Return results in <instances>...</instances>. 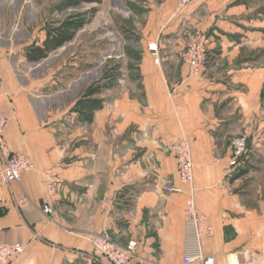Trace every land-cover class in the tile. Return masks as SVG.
Returning <instances> with one entry per match:
<instances>
[{"label": "crops", "instance_id": "0c3cea01", "mask_svg": "<svg viewBox=\"0 0 264 264\" xmlns=\"http://www.w3.org/2000/svg\"><path fill=\"white\" fill-rule=\"evenodd\" d=\"M3 1L4 134L34 164L19 183H4L0 166V240L25 245L13 264H111L89 242L94 232L135 240L145 261L133 264H184L186 195L167 191L181 187L170 150L179 140L190 146L196 209L214 229L203 253L219 264H264V0H198L183 9L179 0H147L135 79L101 95L90 124L70 112L77 99L58 102L66 86L44 82L47 72L39 78L31 69L39 62L26 61L46 27L18 24ZM198 32L209 39L206 64L202 77H190L181 55ZM239 135L247 149L230 166Z\"/></svg>", "mask_w": 264, "mask_h": 264}, {"label": "rangeland", "instance_id": "374dc122", "mask_svg": "<svg viewBox=\"0 0 264 264\" xmlns=\"http://www.w3.org/2000/svg\"><path fill=\"white\" fill-rule=\"evenodd\" d=\"M59 1L10 0L7 4L13 5L10 16L17 12L18 24H42L49 29L62 23L69 15H82L92 8L96 9L94 17L76 33L72 41L34 67L30 66L34 68L33 73L44 78L47 72L44 82L48 81L49 85L54 82L55 87H67V97L58 100L59 103L78 99L96 83L105 85L102 95L110 89L115 94L119 89L128 87L130 80L136 76L142 27L149 11L147 0H107L100 5H82L62 13L55 9ZM0 5L4 6L3 0H0ZM242 137L246 139L245 135L236 136L231 146L234 140ZM110 239L119 246L125 245L112 236Z\"/></svg>", "mask_w": 264, "mask_h": 264}, {"label": "built area", "instance_id": "2783aa9c", "mask_svg": "<svg viewBox=\"0 0 264 264\" xmlns=\"http://www.w3.org/2000/svg\"><path fill=\"white\" fill-rule=\"evenodd\" d=\"M198 0H179L178 8L183 9ZM209 39L203 33H196L187 42L181 55L182 63L188 68L190 77H202ZM148 51L158 63V49L154 43L147 45ZM261 96L264 103V75L262 76ZM6 117L0 108V166L4 183H19L22 176L34 169V164L28 156L20 152H13L5 139ZM232 145V160L230 166H235L237 160L246 152L245 137L234 140ZM170 150L177 164L178 179L181 187L167 188L168 192L186 195L184 208V264H219L212 255H205L202 250L204 239L213 237L214 229L208 218L197 211L193 195V164L190 155V146L186 140L174 142ZM52 191V187H50ZM105 204V201H103ZM7 203L0 198V213ZM43 214L49 215L51 209L44 207ZM111 236L105 232H94L89 235V242L94 250L111 264H133L134 261H145L137 252L138 243L128 241L119 246L114 243ZM25 245L20 242L4 243L0 240V264H13V260L21 255Z\"/></svg>", "mask_w": 264, "mask_h": 264}, {"label": "trees", "instance_id": "16d2710c", "mask_svg": "<svg viewBox=\"0 0 264 264\" xmlns=\"http://www.w3.org/2000/svg\"><path fill=\"white\" fill-rule=\"evenodd\" d=\"M107 0H60L55 9L57 12H65L82 5H100ZM158 3L161 0H156ZM96 9L92 8L82 15H69L62 23L53 28L46 27V38L41 45L34 43L28 46L25 57L28 63L41 62L52 52L58 50L66 43L73 40L76 33L82 29L94 17ZM207 56V55H206ZM105 85L94 84L88 87L73 104L70 112L78 114L87 124L92 123L94 113L102 108L104 98L100 97L105 90Z\"/></svg>", "mask_w": 264, "mask_h": 264}]
</instances>
